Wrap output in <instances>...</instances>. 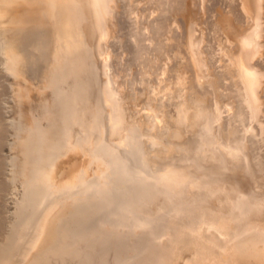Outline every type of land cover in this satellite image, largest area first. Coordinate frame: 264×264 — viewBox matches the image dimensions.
I'll return each mask as SVG.
<instances>
[{
  "label": "bare ground",
  "instance_id": "bare-ground-1",
  "mask_svg": "<svg viewBox=\"0 0 264 264\" xmlns=\"http://www.w3.org/2000/svg\"><path fill=\"white\" fill-rule=\"evenodd\" d=\"M0 264H264V0H0Z\"/></svg>",
  "mask_w": 264,
  "mask_h": 264
}]
</instances>
